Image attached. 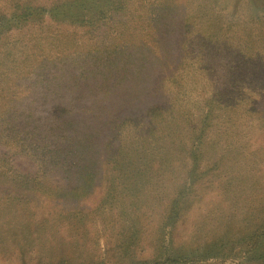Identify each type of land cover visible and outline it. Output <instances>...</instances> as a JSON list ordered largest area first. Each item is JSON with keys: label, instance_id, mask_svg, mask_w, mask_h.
<instances>
[{"label": "rangeland", "instance_id": "rangeland-1", "mask_svg": "<svg viewBox=\"0 0 264 264\" xmlns=\"http://www.w3.org/2000/svg\"><path fill=\"white\" fill-rule=\"evenodd\" d=\"M175 1V54L132 64L168 26L158 0H0V264H264V0ZM188 13L209 48H185ZM112 71L130 73L116 87ZM154 105L162 125L136 138ZM140 140L146 177L125 180ZM94 147L83 181L61 149Z\"/></svg>", "mask_w": 264, "mask_h": 264}, {"label": "trees", "instance_id": "trees-1", "mask_svg": "<svg viewBox=\"0 0 264 264\" xmlns=\"http://www.w3.org/2000/svg\"><path fill=\"white\" fill-rule=\"evenodd\" d=\"M76 1H77V3H82V2L85 3V0H76ZM99 1L103 2L104 0H99ZM66 3L69 4V1H66ZM176 4H177V2L176 1L172 2V0H158V6H159L158 7V14H159V16H162V18H163L162 21L159 18V20H160L159 21L160 22L159 28L162 29V25H168L167 26L168 28L166 27V29L163 30L164 33L161 32L160 34H158V36H159L158 37V44H159L158 48H157V46H155V43H150L151 45H153L155 47V49H157L155 53L152 52V53H154V54H152V56H154V58L150 59L147 54L143 57V54H142L143 51L138 49V48H141V47H139V45L137 44L136 45L137 47H133V46L131 47L132 53L134 52L133 53L134 57L131 56V60H130L129 63L137 64V61H140V60H145V61L152 60V61H155V57L158 56V55L164 57L165 60H168L170 57H172V55L175 54V52L173 51V49L171 50V48L174 46V44L175 45L177 44V42H175V39H176L177 31H178V29L176 30V28H177L176 27V21L178 19L175 18V21H172V19L170 17V14H168V13L169 12L175 13V16H176V13L178 12ZM70 5L71 4H69L68 6H61V8L64 9V12H65V10L70 9L72 7ZM49 9H50L49 13H51L54 10H58V7H53V8L50 7ZM20 15L21 14H19V16ZM13 16H16V15L13 14L12 17ZM77 16H79V15L78 14L75 15V13H69V15H68V17L72 18V20H74V18H76ZM191 24H192V14L188 13L186 18H184L183 23L181 24V27L183 28L182 30L184 31V33H186L188 35V36L186 35L187 37H185V39L183 37V41L185 42L184 44H186L185 48H188L191 53L193 52V50H195V48H196L197 52L201 51V50H203L205 48L206 49L209 48L212 45L213 41L210 38H208V37L202 36L205 33V30L203 32H200L199 31L200 29H198V35H197V33H194L193 30L191 29V26H192ZM178 26H179V24H178ZM149 36H150V34H148V35L146 34L144 36L145 37L144 39H145L146 43H148V41L151 42V40L149 39ZM154 36H155V33H152L151 34V38L154 39ZM189 36H190V38H189ZM187 41H189V42H187ZM225 42H226V40L221 38V46H222L221 47V51L222 52L219 53V54L224 59L223 61H224L225 65H227L226 63H229L227 58L233 59V60L230 61V63H231V62H234V57H233V54H231V53H230V55L228 57H226V54L228 52V48L224 46ZM143 49H145V45H144ZM147 53L150 54V52H147ZM129 55L130 54H127V56H129ZM209 55H210V57L207 60V62H211L213 56H215L214 54H213L212 57H211L212 54H209ZM125 63H127V62H125ZM206 65H207V63H206ZM231 66L232 65L230 64V66H228L227 71L224 73L225 81H228V78L230 77V72L229 71H231ZM140 68H141L140 66H137V67L132 66V68H128V69L129 70H133V69L137 70L138 73H139L140 72ZM129 73L130 72H125V71L124 72L123 71H112L111 74L113 75L112 76L113 77L112 81H113L114 85L116 87H118V85L122 84L125 81L126 76L129 77ZM134 83L138 85V83H140V80L139 79H137V80L135 79ZM231 89H234V88H231ZM223 91L226 92L225 93L226 96H229V94H228L229 89L225 88ZM230 91H233V90H230ZM125 96L129 97L127 95H125ZM130 96H131V94H130ZM144 96H145V94H138V98L139 99L143 98ZM214 100H215V103H217V102L219 103L221 98H219V97L215 98L214 97ZM228 105H229V107L233 106V104H231V105L228 104ZM216 106H224V103H222L221 105H216ZM162 111H164V109H161L160 107H155V105H154V106H152L150 109H148L146 111L147 121H145V118H144V120L142 122H140L139 118H134L135 127H133V128L135 129L136 138H138L139 136L140 137H144V138H148L149 135L151 133H153L155 131V129L158 128V125H162V123L158 122L159 119H160V121L162 120V115H161V113H159V112H162ZM181 119H183V118H181ZM207 119H208V116L206 115V116L203 117V120L201 122V123H203V124H201V127H200L202 133H203L204 127L206 126ZM175 123H179V117L175 118ZM223 123H224V120H223ZM121 124L123 125L124 128L127 126L126 123H121ZM191 124H192V127H194L193 122L190 120V122H188V125H191ZM172 125H173V123L171 122L168 125V127H171ZM102 126H105V125H103L101 123L100 124V128ZM190 130L192 132V129H190ZM193 134H194V132H193ZM192 137L196 138L198 140V143H199V140H201L200 138H203V135H194ZM179 142H181V141H179ZM195 144L196 143H194L192 146H190V148L188 147L189 149L188 148L186 149L181 143V145L176 149V151L173 152V153L177 152L175 155L178 158L181 159L180 165L182 163H184V160H182V159L186 156L184 154V150L191 157L192 156L191 152H193V150H194V148L196 146ZM138 147H139L138 149H141V153L139 155H142V157L138 158V160H137L139 163L137 161H135V160H131V158L128 157L126 152H125L126 155L123 157V159L125 160V162L127 164V171H128V168L130 167V165H133V170L128 171L130 173V175L126 176L124 178L125 180L128 179V178H131L133 180L134 178L135 179H140L141 177H144V178L146 177L145 176L146 170H145V167H144V163L145 162H150L149 160H151L152 157H149V155H148L149 148L146 147L141 142V140L139 141V146ZM52 149L54 151L53 153H51L50 149L48 151H42V152L43 153H48L47 156H53V157H55L57 154H59V148L58 147L55 148L54 146H52ZM61 150L66 152V153H70L71 151H73L74 156H79V159H77L78 161H76L77 162L76 165L73 164L71 166V170H74L76 172L77 176H81V179H83V181H92L93 180V177L95 175L93 174L92 170L97 168V166H100L101 159L104 157V153L103 152H102L101 156L99 158H97V151H95V147H94L92 150H89L88 152H84L83 156L80 159V156L82 154V150L78 151L77 154L75 153L77 151V149H74V148H71V150H66V149H64V150L61 149ZM175 155H173V156H175ZM58 156H56V158H58ZM110 162L111 161L106 162V164L108 165ZM59 164H60V162H59ZM219 250H220V246H218L217 251H219Z\"/></svg>", "mask_w": 264, "mask_h": 264}]
</instances>
